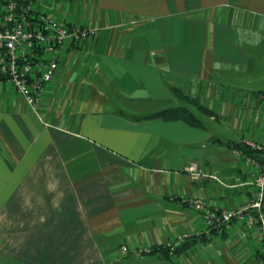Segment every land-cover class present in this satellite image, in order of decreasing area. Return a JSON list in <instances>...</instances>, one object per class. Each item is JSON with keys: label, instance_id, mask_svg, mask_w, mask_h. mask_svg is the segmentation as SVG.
I'll return each mask as SVG.
<instances>
[{"label": "crops", "instance_id": "0c3cea01", "mask_svg": "<svg viewBox=\"0 0 264 264\" xmlns=\"http://www.w3.org/2000/svg\"><path fill=\"white\" fill-rule=\"evenodd\" d=\"M33 3L98 31L65 39L39 115L0 81V264H264L254 230L235 220L207 230L185 202L229 209L257 195L258 160L232 150L244 137L264 144V0ZM171 107L202 127L145 118ZM186 232L207 241L166 254ZM146 247L155 251L133 254Z\"/></svg>", "mask_w": 264, "mask_h": 264}, {"label": "built area", "instance_id": "2783aa9c", "mask_svg": "<svg viewBox=\"0 0 264 264\" xmlns=\"http://www.w3.org/2000/svg\"><path fill=\"white\" fill-rule=\"evenodd\" d=\"M97 31L96 27H71L45 11H36L33 0H0V81L10 82L32 112L39 115L45 86L58 69V54L65 39L81 43L95 36ZM260 98L264 100V91L260 93ZM240 142L264 153V144L249 137H244ZM232 151L241 154L239 149ZM258 163L260 170L253 173L249 181L257 188V195L248 203L237 208L217 209L210 207L201 197H191L185 202L200 213L207 230L229 231L233 220L254 230L256 240L264 251V161ZM185 170L193 177L201 174L196 163H190ZM199 234L183 233L177 240L164 243L162 248L167 250V254H174L182 241ZM120 249L127 254L126 245H121ZM154 251L146 247L136 249L133 254L143 255Z\"/></svg>", "mask_w": 264, "mask_h": 264}, {"label": "trees", "instance_id": "16d2710c", "mask_svg": "<svg viewBox=\"0 0 264 264\" xmlns=\"http://www.w3.org/2000/svg\"><path fill=\"white\" fill-rule=\"evenodd\" d=\"M171 90L175 97L178 99L184 101L185 103L193 106L195 109H197L200 113H202L205 116H213L217 118L216 112L203 105L197 97L191 96L185 92H183L180 88L178 87H171ZM145 118H161L162 120L166 121H174V120H180L188 125L194 126V127H202V122L201 120L193 114V112L187 108V107H171L167 109H162L160 111H157L153 114H150L146 116ZM233 148L239 149L241 151V154L246 156L247 158L258 160L259 162L264 161V157H261V154L264 155V153L259 152L257 150L251 149L248 146L243 145L240 141L238 143H235L233 145ZM196 237V238H194ZM190 240H200L202 242L207 241V238L202 236L201 234L199 235H193ZM164 252L167 254V250L164 249ZM175 253V251H174Z\"/></svg>", "mask_w": 264, "mask_h": 264}, {"label": "rangeland", "instance_id": "374dc122", "mask_svg": "<svg viewBox=\"0 0 264 264\" xmlns=\"http://www.w3.org/2000/svg\"><path fill=\"white\" fill-rule=\"evenodd\" d=\"M195 110V112H197L198 114L200 113L197 109H194ZM200 114H202V113H200ZM233 137H236L235 135H232Z\"/></svg>", "mask_w": 264, "mask_h": 264}, {"label": "water", "instance_id": "95a60500", "mask_svg": "<svg viewBox=\"0 0 264 264\" xmlns=\"http://www.w3.org/2000/svg\"><path fill=\"white\" fill-rule=\"evenodd\" d=\"M262 201H264V198H262ZM262 210H264V203H262Z\"/></svg>", "mask_w": 264, "mask_h": 264}]
</instances>
